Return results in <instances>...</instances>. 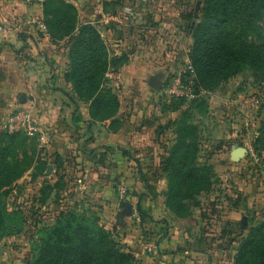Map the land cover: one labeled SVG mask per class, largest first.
<instances>
[{
	"label": "rangeland",
	"instance_id": "1",
	"mask_svg": "<svg viewBox=\"0 0 264 264\" xmlns=\"http://www.w3.org/2000/svg\"><path fill=\"white\" fill-rule=\"evenodd\" d=\"M111 3L105 8L115 11L122 29L115 34L129 44L126 52L143 61L157 43L158 57L171 64L162 82L168 85L181 75L196 92L184 103L191 107L186 116L191 142L180 163L183 173L148 176L142 188L143 177L101 175L99 161L76 151L56 160L60 174H50V162L41 158L43 128L34 136L4 128L18 112L41 124L40 112L21 108L15 97L14 105L0 112V264H116L113 251L125 256V264H175V256L194 264H264V57L251 51L248 57L240 49L264 45V14L253 27L245 23L248 29L241 33L234 24L220 40L235 48L226 51L231 57L224 60V78L210 86L198 81L203 61L196 60L195 48L203 55L226 21L204 20L203 0ZM125 5L134 17L123 14ZM109 72L103 88L128 109L137 98L132 84L125 81L124 89L118 69ZM150 95L158 104L178 103L157 91ZM237 148L246 152L235 162ZM164 163L178 166V161ZM145 196L156 200L155 218L148 215ZM162 201L164 207L157 209ZM122 202L131 205L130 212ZM165 241L168 247L161 251L172 257L169 261L157 256Z\"/></svg>",
	"mask_w": 264,
	"mask_h": 264
},
{
	"label": "crops",
	"instance_id": "2",
	"mask_svg": "<svg viewBox=\"0 0 264 264\" xmlns=\"http://www.w3.org/2000/svg\"><path fill=\"white\" fill-rule=\"evenodd\" d=\"M64 1L73 5L77 12L74 35L90 26L100 36L109 61L125 56L117 77L124 89L125 81L132 84L134 97H137L132 101L134 104L126 109L118 97V110L113 116L92 118L91 102L75 98L72 85L65 81L69 40L52 41L45 25L44 3L0 0V27L6 30L5 35L0 33V112L6 107L11 108L15 97L21 108L32 106L40 112L43 128L40 141L46 144L41 158L50 162V174H60L56 160H65L70 152L77 151L80 158L99 161L101 175L105 172L119 177H143L138 179L143 188L150 182L146 179L148 176L162 174V161L169 157L171 146L176 143L177 127L187 110L184 105L173 109L170 103L152 101L150 94L155 90L148 85L149 79L155 77L162 82L166 68L171 64L168 59L158 57L157 43H153L155 51L151 46L152 52L143 61L126 52L129 44L115 34L116 30H122L115 11L105 8L114 0ZM41 24L45 31L40 28ZM110 69L105 73V79L112 75ZM152 184L157 185L158 181ZM155 203V199L144 197L149 216H153ZM163 207V201L156 205L157 209ZM163 214L165 221L171 222L173 217ZM167 245L166 241L162 244L158 257L167 256L168 259L166 252L161 251ZM172 260L175 264H194L190 259L178 256Z\"/></svg>",
	"mask_w": 264,
	"mask_h": 264
},
{
	"label": "trees",
	"instance_id": "3",
	"mask_svg": "<svg viewBox=\"0 0 264 264\" xmlns=\"http://www.w3.org/2000/svg\"><path fill=\"white\" fill-rule=\"evenodd\" d=\"M238 3L240 7L236 9L234 8V0H203L201 10L203 19L208 21L219 16L224 18L226 26L218 33L217 37L208 40L209 45L205 47L203 55L199 53L200 55L197 56L199 48H195L196 60L201 59L203 61L197 69V78L200 83L212 86L224 78V76H221V72L223 73L225 66H227V63L224 64V60L231 57L226 51L230 47L234 49L235 46H233L234 42L232 41L227 47L224 43L221 46L220 40L226 39L230 35L233 25L236 24V28L239 29L237 31L241 33L248 29V26L244 25L245 23H249L253 27L254 22L259 21V18L264 14V0H238ZM43 6L45 25L52 41L55 42L64 38L69 40L68 69L64 74V78L66 82L72 85L75 98L80 101L91 102L92 118H110L118 110V100L116 97H112L106 88H103V84L106 82L105 73L109 67L119 69L125 61V56L112 58L109 61L100 36L90 26L83 27L79 34L74 35L77 12L73 5L66 3L64 0H45ZM242 48L244 54L248 57H251V54H248L250 51L258 54L257 56L263 55L264 57V45L253 47V49H245L243 45L240 49ZM206 55H208V58H206ZM172 100L178 102H170V107L173 109H179L186 103L184 99ZM190 108L188 106L187 110L183 112L177 127L176 143L171 146L169 157L162 161V172L166 173L167 171L166 174L171 176H181L183 172L180 170V163L186 159L187 152L190 149L191 141L186 136V130L191 129L190 122L186 118ZM164 161H170V163L178 161V166H172V164L164 163ZM174 187L171 188L172 191H174ZM111 255V259L116 261V264H125L123 262L124 255L114 251Z\"/></svg>",
	"mask_w": 264,
	"mask_h": 264
},
{
	"label": "built area",
	"instance_id": "4",
	"mask_svg": "<svg viewBox=\"0 0 264 264\" xmlns=\"http://www.w3.org/2000/svg\"><path fill=\"white\" fill-rule=\"evenodd\" d=\"M27 4H42L45 0H24ZM123 14L126 16L134 17V9L128 7L127 5L123 8ZM40 28L45 31L46 28L44 25H40ZM0 33H6V30L3 27H0ZM111 77V76H110ZM161 96H164L166 99L179 100L184 99L186 101L192 100L195 95L193 89L188 83H186L181 75H178L176 79L172 80L168 85L162 82L161 90L159 91ZM4 128L9 133H24L29 136H34L36 134L42 133V125L37 123L33 115H25L24 113L18 112L10 116L5 124Z\"/></svg>",
	"mask_w": 264,
	"mask_h": 264
},
{
	"label": "water",
	"instance_id": "5",
	"mask_svg": "<svg viewBox=\"0 0 264 264\" xmlns=\"http://www.w3.org/2000/svg\"><path fill=\"white\" fill-rule=\"evenodd\" d=\"M148 85L155 91L159 92L161 90L162 87V82L160 80H158L155 77H151L148 81ZM21 102H23V98L20 99ZM245 149L243 148H237L233 151L232 153V157H233V161L237 162L241 159V157H243L245 155ZM128 212H130L131 210V205L126 203V202H122L121 203Z\"/></svg>",
	"mask_w": 264,
	"mask_h": 264
}]
</instances>
